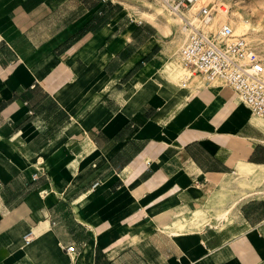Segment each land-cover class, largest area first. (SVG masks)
<instances>
[{
  "label": "crops",
  "instance_id": "crops-1",
  "mask_svg": "<svg viewBox=\"0 0 264 264\" xmlns=\"http://www.w3.org/2000/svg\"><path fill=\"white\" fill-rule=\"evenodd\" d=\"M164 56L123 0H0V264H264V117Z\"/></svg>",
  "mask_w": 264,
  "mask_h": 264
},
{
  "label": "built area",
  "instance_id": "built-area-1",
  "mask_svg": "<svg viewBox=\"0 0 264 264\" xmlns=\"http://www.w3.org/2000/svg\"><path fill=\"white\" fill-rule=\"evenodd\" d=\"M158 1L181 19L180 29L186 33L177 50L181 64L206 83L221 81L251 114H264V59L251 43L243 35L235 34L228 22L220 23L215 29L208 28L218 13L215 5L207 4L190 12L196 0ZM97 184L94 182L92 187ZM33 237L32 231L26 232L24 244L30 243ZM64 250L74 254L73 245L65 246Z\"/></svg>",
  "mask_w": 264,
  "mask_h": 264
},
{
  "label": "rangeland",
  "instance_id": "rangeland-1",
  "mask_svg": "<svg viewBox=\"0 0 264 264\" xmlns=\"http://www.w3.org/2000/svg\"><path fill=\"white\" fill-rule=\"evenodd\" d=\"M123 2L126 8H131L133 10L137 19L145 20L156 26L158 36L161 39V44L163 45V51L166 54V56L162 58V61L165 64L169 78L174 84H183L184 82L181 78L184 71L181 72V80H178V82L172 80V77L174 76L173 70H175L178 63H180L177 57V50L186 37V33H182L180 29V21L176 22L172 26V31H170L166 27V21L170 15H174L170 14V12H168L163 6L151 4L152 2L148 0H123ZM201 4H212L218 9L214 23L211 27H209V29H215L220 24L217 23L222 17V9L225 8L227 11L225 19L233 27L235 34L244 35L259 55L264 58V0H200L193 11L195 12ZM149 5L161 7L164 9V12L156 14L154 17H150L148 15V13L151 12V10L148 9ZM242 20H245L249 24L248 28L241 24ZM222 22H224V20H222L221 23ZM160 27H162L163 30H161ZM185 69L188 70L186 67ZM189 74L193 73L189 72ZM177 75H179V73H177ZM194 75L196 77V73H194ZM225 87L226 86L224 85V88ZM238 101L240 100L238 99ZM256 119L264 123V119ZM220 205L224 204L221 203Z\"/></svg>",
  "mask_w": 264,
  "mask_h": 264
},
{
  "label": "bare ground",
  "instance_id": "bare-ground-1",
  "mask_svg": "<svg viewBox=\"0 0 264 264\" xmlns=\"http://www.w3.org/2000/svg\"><path fill=\"white\" fill-rule=\"evenodd\" d=\"M199 1L200 0H196L194 3H193V5L191 6V8H190V12H194L193 10H194V8L197 6V4L199 3ZM151 4H158V5H161V6H163L168 12H170V10L163 4V3H161V1H154V2H152ZM205 5H207V4H201L200 5V7L201 6H205ZM199 7V8H200ZM148 9H150L151 10V12L150 13H148V15L150 16V17H154L156 14H160L161 12H164V9H162L161 7H154V6H152V5H149L148 6ZM222 11H223V14H221L222 15V17H221V19H220V21H218V23L217 24H219V23H221V21L222 20H224V22H228V21H226V19H225V16H226V10H225V8H223L222 9ZM170 14H172L171 12H170ZM174 16H169L168 17V19H167V21H166V27L168 28V30H170V31H172V26L176 23V22H178V21H181V19H180V17L178 16V15H176V14H173ZM192 19V22H195V18L194 17H192L191 18ZM214 20H215V17L213 18V20L211 21V23H210V25H209V27H211L212 26V24L214 23ZM196 23V22H195ZM216 24V25H217ZM241 24H243V26L244 27H249V24L245 21V20H242L241 21ZM208 27V28H209ZM232 27V26H231ZM160 29L161 30H163V28L162 27H160ZM232 29H233V27H232ZM233 32L235 33V31H234V29H233ZM166 33V32H165ZM244 36V35H243ZM245 37V36H244ZM246 38V37H245ZM264 59V58H263ZM176 63V62H175ZM184 65L183 64H181V62L180 63H178V65L176 66V69L175 70H173L174 71V76L172 77L173 79L172 80H175V81H177L178 82V80H181L182 79V81H184V80H186V78L187 77H190V76H193L194 75V73L193 74H189V70H187V69H185V67H183ZM182 71H184L183 72V75H182V78H181V72ZM189 71V72H188ZM177 73H179V75H177ZM181 78V79H180ZM205 87V86H204ZM199 88V87H198ZM237 96V95H236ZM238 97V96H237ZM236 100H238V99H236ZM252 115H254V116H257V117H264V114H252ZM28 231H32L33 232V230H28ZM27 231V232H28ZM34 233V232H33Z\"/></svg>",
  "mask_w": 264,
  "mask_h": 264
}]
</instances>
